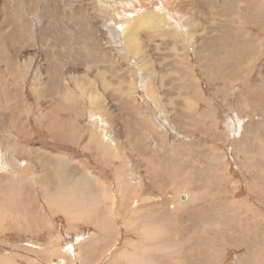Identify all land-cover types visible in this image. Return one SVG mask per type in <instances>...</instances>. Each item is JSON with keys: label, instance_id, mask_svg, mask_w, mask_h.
<instances>
[{"label": "rangeland", "instance_id": "rangeland-1", "mask_svg": "<svg viewBox=\"0 0 264 264\" xmlns=\"http://www.w3.org/2000/svg\"><path fill=\"white\" fill-rule=\"evenodd\" d=\"M263 12L0 0V221L15 179L52 205L0 222V264H264Z\"/></svg>", "mask_w": 264, "mask_h": 264}, {"label": "crops", "instance_id": "crops-1", "mask_svg": "<svg viewBox=\"0 0 264 264\" xmlns=\"http://www.w3.org/2000/svg\"><path fill=\"white\" fill-rule=\"evenodd\" d=\"M15 180L20 183L21 191L18 190L17 195H12L10 197V207L12 209L10 210V213L2 215L3 221L0 222L9 226H14L15 224L50 222L52 216V205H50V203L44 198L42 199L38 192L34 193V191H31V186L26 185L24 179Z\"/></svg>", "mask_w": 264, "mask_h": 264}, {"label": "bare ground", "instance_id": "bare-ground-1", "mask_svg": "<svg viewBox=\"0 0 264 264\" xmlns=\"http://www.w3.org/2000/svg\"><path fill=\"white\" fill-rule=\"evenodd\" d=\"M3 6H4V5H3ZM262 6H263V5H262ZM209 8H210V7H209ZM260 8H261V7H260ZM263 13H264V12H263ZM176 14H177V13H176ZM205 16H206V15H205ZM126 19H127V18H126ZM140 19H141V18H139V20H140ZM135 22H136V21H135ZM135 24H136V23H135ZM138 24H139V23H138ZM142 24L145 26L144 23H142ZM140 25H141V24H140ZM143 25H142V26H143ZM199 25H200V24H199ZM134 26H135V25H134ZM145 27H146V26H145ZM136 28H137V27H136ZM138 28H139V26H138ZM140 28H141V27H140ZM139 32H140V31H139ZM137 33H138V32H137ZM138 34H140V33H138ZM140 35H141V34H140ZM142 35H143V34H142ZM249 35H250V34H249ZM249 35H248V36H249ZM251 35H252V34H251ZM133 36H134V35H132V36L130 35V37H132V39H133ZM134 37H135V36H134ZM136 38H138V37H136ZM203 38H204V37H203ZM247 39H248V38H247ZM203 40H204V39H203ZM200 41H201V39H200ZM85 50H86V49H85ZM131 51H132V50H131ZM197 51H198V50H197ZM132 52H134V51H132ZM75 54H77V53H75ZM98 56H99V55H98ZM140 57H142V56H140ZM176 57H177V55H176ZM75 58H76V57H75ZM183 58H184V57H183ZM183 58H181V62L183 61ZM140 60H141V59H140ZM174 61H175V60H174ZM184 61H187V60L184 59ZM134 63H135V62H134ZM105 64H106V63H105ZM171 65H172V64H171ZM183 65H185V64H183ZM91 67H92V66H91ZM221 68H222V67H221ZM224 68H225V67H224ZM104 73H105V72H104ZM106 75H107V74H106ZM159 75H160V74H159ZM161 75H162V74H161ZM104 78H105V77H104ZM163 78H164V77H163ZM192 78H193V77H192ZM99 79H100V78H99ZM104 81H105V80H104ZM99 83H100V82H99ZM107 83H108V82H107ZM41 84H42V83H41ZM138 84H139V83H138ZM151 84H152V83H151ZM60 85H61V84H60ZM150 86H151V85H150ZM102 89H103V87H102ZM89 90H90V89H89ZM97 91H98V90H97ZM107 92H109V90H108ZM89 93H90V92H89ZM99 93H100V92H99ZM92 94H93V93H92ZM66 95H68V94H66ZM91 97H92V96H91ZM94 97H95V96H94ZM58 98H59V97H58ZM100 98H102V97H100ZM150 98H151V97H150ZM69 100H70V99H69ZM82 100H83V99H82ZM87 105H88V104H87ZM53 106H54V105H53ZM58 110H59V109H58ZM105 110H106V109H105ZM57 114H58V113H57ZM94 118H95V117H94ZM72 119H73V118H72ZM94 132H95V134H97V133H96L97 131H94ZM99 132H100V131H99ZM101 133H102L101 139H104L105 136L103 135V131H102ZM92 134H93V133H92ZM95 134H94V141H97L96 136H98V135H95ZM176 134H177V133H176ZM92 136H93V135H92ZM97 138H99V137H97ZM101 139H99V140H101ZM107 139H108V138H107ZM108 141H109V147H111V150H114V151L117 153V151H118V148L116 147V146H117V142H116V143H111L110 140H108ZM97 143H98V142H97ZM99 143H100V141H99ZM101 143H102V142H101ZM101 143H100V144H101ZM106 144H108V143H106ZM98 145H99V144H98ZM106 146H107V145H106ZM181 159H182V158H181ZM8 161H9V160H8ZM46 161H47V160H46ZM55 162H56V161H55ZM9 163H10V162H9ZM9 163H8V164H9ZM8 164H7V165H8ZM13 165H14V164H11V166H13ZM42 165H43V164H42ZM64 165H65V164H64ZM59 166H60V165H59ZM12 169H13V168H12ZM60 169H61V168H60ZM64 169H65V168H64ZM65 170H66V169H65ZM53 171H54V170H53ZM60 171H61V170H60ZM55 172H56V170H55ZM61 172H63V170H62ZM52 173H53V172H52ZM79 173H80V172H79ZM87 173H88V172H87ZM57 174H58V173H57ZM59 174H60V173H59ZM59 174H58V176H59ZM89 174H91V172H90ZM47 175H48V174H47ZM50 175H51V174H50ZM54 175H56V174L54 173ZM54 175H53V176H54ZM84 176H85V175H84ZM63 177H64V175H63ZM71 177H72V176H71ZM19 178H20V177H19ZM47 178H49V176H48ZM81 178H82V177H81ZM60 179H61V175H60ZM79 179H80V178H79ZM82 179H83V178H82ZM82 179H80V181H81ZM55 180H56V179H55ZM68 180H69V179H68ZM73 180H74V182H75V181H76V178H74ZM156 180H157V179H156ZM69 181H70V180H69ZM41 182H42V181H41ZM45 182H47V181H44L43 183H45ZM62 182H63V180H62ZM70 182H72V181H70ZM81 182H83V181H81ZM51 183H52V181H51ZM53 183H54V182H53ZM55 183H56V182H55ZM67 183H68V182H67ZM78 183H80V182H78ZM45 184H46V183H45ZM58 184H60V183H58ZM65 184H66V183H65ZM104 184H106V183H103V185H104ZM48 185H49V184H48ZM48 185H47V186H48ZM56 185H57V184H56ZM61 185H62V184H61ZM61 185H59V186H61ZM103 185H102V186H103ZM49 186H50V185H49ZM64 187H65V186H64ZM69 187H70V186H69ZM73 187H74V186H73ZM76 187H77V186H76ZM82 187H83V186H82ZM103 187H105V189L107 188L106 186H103ZM65 188H67V187H65ZM71 188H72V187H71ZM77 188H78V187H77ZM75 189H76V188H75ZM75 189H74V190H75ZM60 190H61V189H60ZM66 190H68V189H66ZM72 190H73V189H72ZM103 190H104V188H103ZM103 190H102V191H103ZM109 190H110V189H109ZM58 191H59V190H58ZM76 191H77V190H76ZM104 191H105V190H104ZM64 192H65V190L63 191V193H64ZM81 193H82V192H81ZM105 193H106V194H105V196H104V200L107 201V199H106L107 196L110 198V197H112V194H111L109 191H108V192L106 191ZM72 194H73V193H72ZM77 194H78V193H77ZM53 195H54V194H53ZM62 195H63V194H62ZM56 197H57L56 199L58 200L59 197H58V196H56ZM72 197H73V196H72ZM84 198H85V197L83 196L82 200H84ZM90 198H92V197H90ZM94 198H95L97 201H99V199H98L99 196H94ZM64 199L66 200V197H64ZM67 199H68V198H67ZM111 201H112V199H111ZM99 202H100V201H99ZM235 202H236V201H235ZM53 203H54V202H53ZM61 203H62V202H61ZM61 203H60V204H61ZM70 203H71V202H70ZM82 203H83V202H82ZM104 203H105V202H104ZM63 204H64V203H63ZM50 205H51V203H50ZM103 205H104V204H103ZM79 206H80V205H79ZM82 206H83V207H80V208H81V211H83V210L85 209V208H84L85 206H84V205H82ZM107 206H108V205H107ZM110 206H111V204H110ZM237 206H238V205H237ZM58 207H59V206H58ZM186 207H187V206H186ZM87 208H90V207H87ZM91 208H92V207H91ZM98 208H99V207H98ZM103 208H104V207H102V209H103ZM99 209H100V211H101V208H99ZM236 209H237V208H236ZM239 209H240V208H239ZM87 210H88V209H87ZM87 210H86V211H83V213H81V212H80V213H81V214H84V212H88V213H89V212H90V209H89L88 211H87ZM96 210H98V209H96ZM240 210H241V209H240ZM75 211H76V210H75ZM78 211H79V209H78ZM100 211H99V212H100ZM111 211H112V210H111ZM113 211H114V210H113ZM92 212H93V211H92ZM92 212H91V213H92ZM102 212H104V211L102 210ZM102 212H101V214H102ZM105 212H106V211H105ZM114 212H115V211H114ZM97 213H98V212H97ZM245 213H246V212H245ZM55 214H56V213H55ZM92 214H93V213H92ZM107 214H108V213H107ZM110 214H111V213H110ZM131 214H132V213H131ZM131 214H130V215H131ZM136 214H137V213H136ZM98 215H99V214H98ZM112 215H113V214H112ZM82 216H83V215H82ZM95 216H96V215H95ZM99 216H100V215H99ZM124 216H125V215H124ZM126 216H127V215H126ZM243 216H245V215H243ZM93 217H94V216H93ZM104 218H105V217H104ZM122 218H123V217H122ZM243 218H244V217H243ZM96 219H97V218H96ZM105 219H106V218H105ZM105 219H103V220H105ZM94 220H95V219H94ZM94 220H93V221H94ZM103 220H102V221H103ZM125 220H126V219H125ZM99 221H101V220L98 219V222H99ZM94 222H95V221H94ZM96 222H97V221H96ZM107 222H108V220H107ZM28 223H29V222H28ZM126 223H127V222H126ZM94 224H95V223H94ZM15 225H16V224H15ZM99 225H100V224H99ZM99 225H98V226H99ZM126 225H127V224H126ZM129 225H130V224H129ZM98 226H97V228H98ZM102 226H103V225H101V228H102ZM104 226H105V225H104ZM123 226H124V225H123ZM152 226H153V225H152ZM15 227H16V226H15ZM16 228H17V227H16ZM109 228H110V227H109ZM150 228H151V227H150ZM259 228H260V227H259ZM1 229H2V228H0V230H1ZM107 229H108V228H107ZM125 229H126V228H125ZM140 230H141V229H140ZM258 230H259V229H258ZM105 231H107V230H105ZM105 231H104V233H105ZM1 232H2V231H1ZM107 232H108V231H107ZM113 232H114V231H113ZM111 234H112V232H111ZM102 235H103V234H102ZM212 235H213V234H212ZM109 236H110V234H109ZM109 236H108V237H109ZM112 236H113V235H112ZM100 237H101V236H100ZM100 237L98 236L97 238H100ZM104 237H105V236H104ZM257 237H258V236H257ZM91 238H92V237H91ZM106 238H107V237H106ZM106 238H105V239H106ZM218 238H219V237H218ZM88 239H89V238H88ZM93 239H94V238H93ZM102 239H103V238H102ZM248 239H249V238H248ZM126 240H127V239H126ZM103 241L106 242V240H104V239H103ZM103 241H102V242H103ZM124 241H125V240H124ZM127 241H128V240H127ZM129 241H131V240H129ZM253 241H254V240H253ZM256 241H257V240H256ZM259 241H260V240H259ZM91 242H92V241H91ZM254 242H255V241H254ZM81 243H82V241H81ZM85 243H86V241H85ZM130 243H131V242H130ZM130 243H129V244H130ZM145 243H146V242H145ZM160 243H161V242H160ZM166 243H167V242H166ZM55 244H56V243H55ZM87 244H88V243H87ZM92 244H93V242H92ZM222 244H223V243H222ZM262 244H263V243H262ZM89 245H90V243H89ZM134 245H135V244H134ZM252 245H253V244H252ZM256 245H257V244H256ZM258 245H259V244H258ZM101 246H102V244H101ZM101 246H100V247H101ZM103 246H104V244H103ZM113 246H114V245H113ZM128 246H129V245H128ZM128 246H127V247H128ZM131 246H132V245H131ZM207 246H208V245H207ZM124 247H125V246H124ZM127 247H125V248H127ZM129 247H130V246H129ZM30 248H31V247H30ZM222 248H223V246H222ZM254 248H255V247H254ZM257 248H258V247H257ZM262 248H264V247H262ZM94 249H95V248H94ZM94 249H93V250H94ZM255 249H256V248H255ZM49 250H52V249H49ZM69 250H70V249H69ZM83 250H84V249H83ZM121 250H122V249H121ZM123 250H124V249H123ZM127 250H128V249H127ZM221 250H222V249H221ZM47 251H48V250H47ZM52 251H53V250H52ZM84 251H88V249H87V250L85 249ZM131 251H132V250H131ZM141 251H142V250H141ZM213 251H214V250H213ZM247 251H248V250H247ZM258 251H260V250H258ZM50 252H51V251H50ZM53 252H54V251H53ZM55 252H56V251H55ZM72 252H73V251H72ZM79 252H80V251H79ZM82 252H83V251H82ZM123 252H124V251H123ZM125 252H126V251H125ZM138 252H140V251H138ZM51 253H52V252H51ZM83 253H84V252H83ZM87 253H88V252H87ZM113 253H114V252H113ZM117 253H119V252H117ZM117 253H116V254H117ZM134 253H136V252H134ZM218 253H220V252H218ZM46 254H47V253H46ZM56 254H58V253H56ZM85 254H86V253H85ZM94 254H95V253H94ZM126 254H127V253H126ZM131 254H133V253H131ZM131 254H130V255H131ZM114 255H115V254H114ZM122 255H124V254H122ZM142 255H143V254H142ZM217 255H218V254H217ZM217 255H216V256H217ZM83 256H84V255H83ZM83 256H80L79 259H80L81 257H83ZM85 256H86V255H85ZM92 256H93V255H92ZM92 256H90V258H94V257H92ZM95 256H96V255H95ZM117 256H118V255H117ZM126 256H127V255H126ZM133 256H134V255H133ZM168 256H169V255H168ZM86 257L89 258V256H86ZM107 257H108V256H107ZM121 257H122V256H121ZM111 258H112V257H110V259H111ZM113 258L116 259L114 256H113ZM113 258H112V260H113ZM123 258H124V257H123ZM218 258H219V257H218ZM85 259H86V258H85ZM110 259H109V261H110ZM132 259H133V258H132ZM135 259H136V258H135ZM210 259H211V258H210ZM219 259H220V258H219ZM80 260H81V259H80ZM80 260H79V261H80ZM83 260H84V259H83ZM87 260H88V259H87ZM93 260H94V259H93ZM117 260H118V259H116V261H117ZM129 260H130V259H129ZM136 260H137V259H136ZM142 260H143V259H142ZM164 260H165V259H164ZM211 260H212V259H211ZM94 261H95V260H94ZM94 261H93V262H94ZM109 261H107V262H109ZM123 261L126 262L125 260H123ZM140 261H141V260H140ZM166 261H167V260H166ZM215 261H216V260H215ZM93 262H92V263H93ZM134 262H135V261H134ZM138 262H139V261H138ZM216 262H217V261H216ZM119 263H120V262H119ZM119 263H118V264H119ZM131 263H132V262H131ZM140 263H142V261H141ZM219 263H220V262H219ZM85 264H86V263H85ZM120 264H122V263H120ZM144 264H145V263H144ZM208 264H209V263H208Z\"/></svg>", "mask_w": 264, "mask_h": 264}]
</instances>
